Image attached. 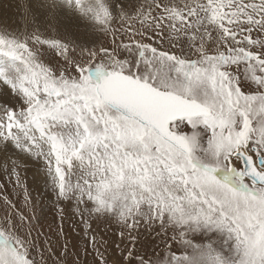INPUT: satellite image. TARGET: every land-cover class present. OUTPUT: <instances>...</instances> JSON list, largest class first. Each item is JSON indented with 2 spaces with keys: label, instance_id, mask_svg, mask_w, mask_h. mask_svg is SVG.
Instances as JSON below:
<instances>
[{
  "label": "snow or ice",
  "instance_id": "snow-or-ice-1",
  "mask_svg": "<svg viewBox=\"0 0 264 264\" xmlns=\"http://www.w3.org/2000/svg\"><path fill=\"white\" fill-rule=\"evenodd\" d=\"M15 8L0 24V264H264V0ZM49 196L58 240L67 204L83 246L41 243Z\"/></svg>",
  "mask_w": 264,
  "mask_h": 264
},
{
  "label": "rangeland",
  "instance_id": "rangeland-1",
  "mask_svg": "<svg viewBox=\"0 0 264 264\" xmlns=\"http://www.w3.org/2000/svg\"><path fill=\"white\" fill-rule=\"evenodd\" d=\"M15 13L18 14L17 10H15ZM15 18H17V19L14 20ZM5 19H6V17L4 16L0 20V24H3ZM12 19L19 23V20H20L19 14L17 16L12 17ZM29 169L30 170L26 174V181H27L29 190L32 191L33 194L35 195L37 185L34 181H35V174L37 172V168H36V166L29 165ZM39 188H40V191H44V186H43L42 180L39 182ZM65 207L67 209V212L65 214V219L62 222L63 236L60 237L58 240L59 227L61 225V221H60L59 216L56 214V209H55V205H54L52 198L49 196L45 199L44 214H43V219L41 221V224L43 225L44 235L41 236V243H43V240L46 237H50L52 239L53 243L57 245V249L59 247V244L63 243L65 239H67L68 241H70L72 243L83 246V244H84L83 231H82L83 225L81 224L78 216H75L72 214V212H73L72 206L66 204ZM0 209H2V205H0ZM0 215H3L2 210H0ZM93 227L96 228L97 225L94 224ZM99 228L103 229L104 225H102V224L99 225ZM117 230L118 229L116 228L115 225L111 226V228L108 232V236H107L110 243L112 241H115L118 239V237L114 235V233ZM70 247H71V244H70ZM157 251L158 252L162 251V247L157 249Z\"/></svg>",
  "mask_w": 264,
  "mask_h": 264
},
{
  "label": "bare ground",
  "instance_id": "bare-ground-1",
  "mask_svg": "<svg viewBox=\"0 0 264 264\" xmlns=\"http://www.w3.org/2000/svg\"><path fill=\"white\" fill-rule=\"evenodd\" d=\"M18 0H0V20L5 16L7 11L8 15L11 17L17 16L18 14L15 13V4ZM15 18L14 20H16Z\"/></svg>",
  "mask_w": 264,
  "mask_h": 264
}]
</instances>
